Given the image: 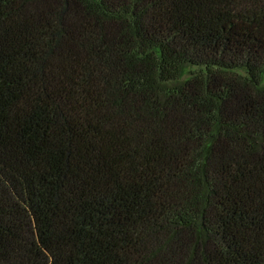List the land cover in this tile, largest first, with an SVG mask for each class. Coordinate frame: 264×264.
I'll use <instances>...</instances> for the list:
<instances>
[{"label": "trees", "instance_id": "16d2710c", "mask_svg": "<svg viewBox=\"0 0 264 264\" xmlns=\"http://www.w3.org/2000/svg\"><path fill=\"white\" fill-rule=\"evenodd\" d=\"M0 264H264V0H0Z\"/></svg>", "mask_w": 264, "mask_h": 264}]
</instances>
